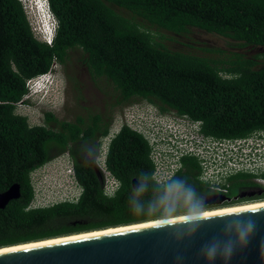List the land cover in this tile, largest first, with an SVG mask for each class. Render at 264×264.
I'll use <instances>...</instances> for the list:
<instances>
[{"label": "trees", "instance_id": "trees-1", "mask_svg": "<svg viewBox=\"0 0 264 264\" xmlns=\"http://www.w3.org/2000/svg\"><path fill=\"white\" fill-rule=\"evenodd\" d=\"M49 5L58 22L52 46L35 37L20 0H0V193L21 186L20 198L0 210V248L187 214L180 209L184 193L168 192L169 182L154 181L151 146L128 127L108 150L107 167L120 182L115 195L105 193L93 165L78 161L74 147L90 143L96 155L113 114L66 122L45 113L44 124L31 125L17 113L18 105L29 93L28 80L81 50L91 75L113 84V109L143 101L163 115L200 122L208 139H250L264 131V68L240 56L224 67L208 57L170 50L115 8L176 34L199 28L264 47V0H49ZM53 148L70 152L81 195L33 208L32 174L53 159ZM184 164L185 171L174 179H197L198 161L188 158ZM134 179L143 182L142 191L134 189Z\"/></svg>", "mask_w": 264, "mask_h": 264}, {"label": "rangeland", "instance_id": "rangeland-1", "mask_svg": "<svg viewBox=\"0 0 264 264\" xmlns=\"http://www.w3.org/2000/svg\"><path fill=\"white\" fill-rule=\"evenodd\" d=\"M24 4L29 8V0H24ZM115 9L138 25L141 30L147 32L154 42L170 50L208 57L211 60L221 62L224 67H228L232 61H235L240 56L254 60L258 69L264 68V47L247 45L241 41L209 33L199 28H191L184 34H176L159 29L127 11L117 7ZM41 18L42 27L44 28V15ZM49 21L51 22V19ZM85 58L86 55L81 50H73L69 53V58L65 64L56 62L53 69L59 70L62 81H59L55 93L49 94L48 105H40L32 101V99L29 101L25 98V102L18 105L17 113L27 117L31 125L44 124L45 113H51L59 121L66 122H75L78 118H83L89 122L90 117L97 113L113 114V122H115L117 116L122 114L128 106L113 109L112 105L117 95L113 84L105 78H94L85 64ZM139 103L141 105L149 104L143 101L137 102V104ZM50 126L55 130L59 129V125L54 122H51ZM203 138L200 133L193 132L188 138V147L200 145L199 143ZM251 142H254L253 146L249 145ZM209 144L212 148L214 144L215 146L220 145L219 153L220 155H225V161L240 164L250 163L252 164L251 167L257 164L255 168L263 166L260 162L264 157V132H259L256 136L247 140L221 143L210 141ZM91 147V144L87 143L75 146L74 149L79 155V162L95 166V164L98 165L97 156L99 151L95 155ZM168 150L166 146H160L158 149L159 154L163 155L169 154ZM51 154L53 159L33 174V178L37 181V205L42 207L55 205L65 200H72L80 192L77 187L73 167L74 161L70 152L66 151L58 154V150L53 148ZM245 155L251 158L245 157ZM67 156L70 157V162Z\"/></svg>", "mask_w": 264, "mask_h": 264}, {"label": "water", "instance_id": "water-1", "mask_svg": "<svg viewBox=\"0 0 264 264\" xmlns=\"http://www.w3.org/2000/svg\"><path fill=\"white\" fill-rule=\"evenodd\" d=\"M133 187L140 188L136 179ZM20 196L18 183L0 193V210ZM249 220L256 224V236L232 264H264V208L4 252L0 264H210L201 249L213 240L231 238L234 229ZM215 264L224 262L217 259Z\"/></svg>", "mask_w": 264, "mask_h": 264}, {"label": "built area", "instance_id": "built-area-1", "mask_svg": "<svg viewBox=\"0 0 264 264\" xmlns=\"http://www.w3.org/2000/svg\"><path fill=\"white\" fill-rule=\"evenodd\" d=\"M20 1L21 3H24V0ZM44 1L49 9L50 15L55 19V25L58 26V22L50 9L49 0ZM24 8L33 32L38 35L39 30H41L40 22H42V18L33 16L31 10L25 5ZM42 39L50 46H52L54 43V40L51 36L44 35ZM54 64L52 68L54 67ZM48 80L49 78L46 77L44 79L37 80L35 83H31V85L40 87ZM34 93V90L29 92L25 98L32 96ZM124 127H128L129 129L141 134L149 142L152 149L150 158L154 164L152 177L154 181L161 186H164L170 182L178 172L180 168V158L194 153V151H191L193 147H188L187 145L188 138L193 134V132L200 133L201 131L200 122H194L187 117H181L175 113L163 115L155 106L151 104L141 105V103H136L125 108L124 112L119 114L115 119L110 133L101 140L99 155L97 157L100 172L99 174L104 191L107 195H109V193L115 194L120 188L119 180L108 169L106 161L109 146L112 140L121 132ZM160 146L168 147L169 154H159L158 149ZM229 167L230 169L227 171V173L236 170L242 171V169H244L243 163L240 164L237 162H231ZM207 172L208 169H204L202 176L206 177ZM36 184L37 181L32 177V185L35 190V199L32 203L33 208L42 207L37 205Z\"/></svg>", "mask_w": 264, "mask_h": 264}, {"label": "flooded vegetation", "instance_id": "flooded-vegetation-1", "mask_svg": "<svg viewBox=\"0 0 264 264\" xmlns=\"http://www.w3.org/2000/svg\"><path fill=\"white\" fill-rule=\"evenodd\" d=\"M210 141L221 143L204 137L200 141V145H192L194 148L191 151L194 153L180 158V168L175 174L176 176L185 171V159L198 161L201 173L197 179L192 178V176L186 177L185 183L195 191L202 204V213L264 202V157L260 162L263 164L261 168L259 166L255 168L257 164L251 167L252 164L249 163L248 165L247 163L243 164L244 169L242 171L236 170L227 173L230 161H225V155H220V145L215 146L214 144L212 148L209 144ZM223 157L224 159H222ZM245 157L251 158L247 155ZM94 168L99 174L98 165L95 164ZM204 169H208L206 177L202 176ZM189 208L190 203L184 195V203L180 209L188 214Z\"/></svg>", "mask_w": 264, "mask_h": 264}, {"label": "clouds", "instance_id": "clouds-1", "mask_svg": "<svg viewBox=\"0 0 264 264\" xmlns=\"http://www.w3.org/2000/svg\"><path fill=\"white\" fill-rule=\"evenodd\" d=\"M29 2H30L29 9L31 10L32 15L36 17L38 16L40 18L42 15H44L45 21L47 20V23L44 22L45 23L44 28L42 27L43 23L40 22L41 30H39L38 35L34 33L35 37L41 42H44V40L42 39L44 35L51 36L53 40H55L58 26L55 25V19L52 18V16L50 15L49 9L45 1L29 0ZM22 4L23 6L25 5L24 3ZM50 19L51 22L49 21ZM46 77H48L49 80L44 85L40 87H35L31 85V83H35L37 80H41ZM60 80L62 81V78L60 77V72L55 68L54 69L52 68L45 75L28 80L27 88L29 89V92L34 90L35 93L32 96L26 98V100L30 101L32 99V101H34L37 104L48 105L50 99L49 94H51L52 92L55 93V90L57 89ZM67 158L68 161L70 162L71 161L70 157L67 156ZM77 187L80 190L79 195L74 199L67 201H74L79 198V196L81 195V187L78 184ZM143 188H144V184L143 182H141L138 191H142ZM167 190L168 192L181 191L184 193L185 197L189 201L190 203L189 213L183 217L184 223L186 224L192 223L202 218L203 216L201 210L202 204L198 200L195 191L191 187H189L184 181H182L181 179L172 180L171 182L168 183ZM109 195H115V194L109 193ZM168 212L169 215L173 214V209L171 208V206H169ZM169 223H170L169 220H164L162 222V225H167ZM256 231L257 228L255 222L249 220L247 223L237 226L234 229V234L232 235L231 238L226 240L216 239L209 242L201 249V254L206 260L210 262V264H215V261L217 259H221L224 262V264H232L233 259L236 258L238 255L246 252V250L252 244L253 239L256 236Z\"/></svg>", "mask_w": 264, "mask_h": 264}, {"label": "bare ground", "instance_id": "bare-ground-1", "mask_svg": "<svg viewBox=\"0 0 264 264\" xmlns=\"http://www.w3.org/2000/svg\"><path fill=\"white\" fill-rule=\"evenodd\" d=\"M45 23H47V20L45 21ZM249 145L253 146L254 142L249 143ZM258 208H264V202L263 201L258 202V203H253V204H247V205H243V206L232 207V208H224V209L217 210V211L204 212L202 218L210 217L208 215L209 213L228 214V213L258 209ZM233 210H239V211H233ZM222 214H220V215H222ZM212 216H217V215H212ZM183 217L184 216L165 218V219L154 220V221H149V222L130 225V226L108 228V229H104V230H97V231H92V232L75 234V235H71V236H64V237L44 240V241L32 242V243L17 245V246H13V247L4 248V249L0 248V254L4 253V252L15 251V250L39 247V246H44V245H50V244L62 243V242L79 240V239H84V238L96 237V236L110 234V233H117V232L134 230V229H138V228H145V227H149V226L161 225L164 220H169L170 223L180 222V221H183Z\"/></svg>", "mask_w": 264, "mask_h": 264}, {"label": "snow or ice", "instance_id": "snow-or-ice-1", "mask_svg": "<svg viewBox=\"0 0 264 264\" xmlns=\"http://www.w3.org/2000/svg\"><path fill=\"white\" fill-rule=\"evenodd\" d=\"M233 211H239V210H233ZM220 214H222V213H209L208 215L212 216V215H220Z\"/></svg>", "mask_w": 264, "mask_h": 264}]
</instances>
